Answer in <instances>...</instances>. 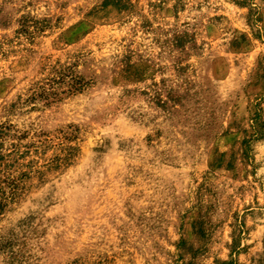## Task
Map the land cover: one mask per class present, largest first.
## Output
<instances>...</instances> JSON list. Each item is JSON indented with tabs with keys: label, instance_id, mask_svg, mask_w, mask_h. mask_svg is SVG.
Listing matches in <instances>:
<instances>
[{
	"label": "rangeland",
	"instance_id": "obj_1",
	"mask_svg": "<svg viewBox=\"0 0 264 264\" xmlns=\"http://www.w3.org/2000/svg\"><path fill=\"white\" fill-rule=\"evenodd\" d=\"M102 1L0 0V264H264V0Z\"/></svg>",
	"mask_w": 264,
	"mask_h": 264
},
{
	"label": "trees",
	"instance_id": "obj_2",
	"mask_svg": "<svg viewBox=\"0 0 264 264\" xmlns=\"http://www.w3.org/2000/svg\"><path fill=\"white\" fill-rule=\"evenodd\" d=\"M108 6H111L116 10L120 11L128 9L130 3L127 0H103L100 5V9L103 10ZM22 26L24 27V23ZM60 70L61 71L59 72V79H61V81L59 83L67 88V93H78L83 90L86 83L78 77L72 76V73L70 72L71 69L69 67H61ZM65 78H68L69 80L64 81L66 80ZM51 95H53V97ZM47 96L54 98L55 96H57V93H47ZM61 139L67 141L68 143L66 145H61L60 147H58V150L60 151V156L53 158L51 162H49L47 166L49 170H56L59 169L61 166L70 164V162L75 157V154L78 151L76 147L69 145V142L73 140L72 133L64 134Z\"/></svg>",
	"mask_w": 264,
	"mask_h": 264
}]
</instances>
